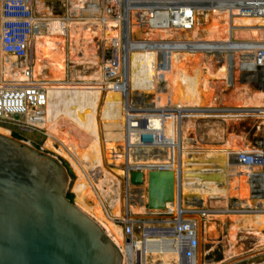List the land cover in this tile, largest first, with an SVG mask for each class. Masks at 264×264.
<instances>
[{"label": "bare ground", "instance_id": "6f19581e", "mask_svg": "<svg viewBox=\"0 0 264 264\" xmlns=\"http://www.w3.org/2000/svg\"><path fill=\"white\" fill-rule=\"evenodd\" d=\"M43 1L35 2L44 14L38 16L37 25L41 28L35 30L32 38L33 78L47 90L44 146L73 167L76 177L70 185L76 205L120 247L125 264L129 263V252L123 219L128 214L135 220L148 217L144 219L150 222L160 210L147 208L146 184L138 188L125 185L123 167L168 161L172 147H166L165 153H155L152 147L138 145L137 131L127 136L129 109L122 93L105 76L107 59L102 63L100 41L118 50L123 44L127 47L124 87L133 105L144 99L147 107L166 110L170 106L178 113L176 118L164 120L163 130L166 138L173 139L175 167H180L181 174L171 203L184 209L196 208L191 201L199 200L203 205L223 206L206 209L202 242L211 233L219 234L214 222L217 218L231 245V254L238 251L235 246L241 234L256 237L258 246L264 249V211L228 207L231 197H236L238 204H252L249 172L233 163L234 153L250 141L234 133L218 146L206 145L196 131L200 118L224 117L230 123L243 117L245 113L240 112L264 106V89L251 87L257 81V72L242 75L237 53L233 54V63L226 52L210 53L216 43L231 36L239 41L262 40L264 29L260 26L264 19H231L225 11L205 6V0H194V26L183 31L158 27L151 0H124L116 4V16L107 14L99 0H71L69 15H53ZM170 39H175V46L164 42ZM0 61L7 78L18 84L28 80L24 73L27 65H19L17 57L0 51ZM72 68L75 72L71 74ZM178 123L179 136L175 133ZM10 130L0 125V132L9 135ZM254 132L249 133L252 139L256 137ZM226 223L228 230L224 232ZM143 249L144 243L138 241L137 251ZM144 258L170 262L177 260L178 255L154 251L150 258L144 253Z\"/></svg>", "mask_w": 264, "mask_h": 264}, {"label": "built area", "instance_id": "2783aa9c", "mask_svg": "<svg viewBox=\"0 0 264 264\" xmlns=\"http://www.w3.org/2000/svg\"><path fill=\"white\" fill-rule=\"evenodd\" d=\"M124 0H99L101 8L107 14L114 15L116 4ZM154 4L155 24L160 28H176L183 31L194 26L193 14L196 10L194 0H151ZM205 6L225 11L229 18H263L264 0H205ZM35 0H1L0 2V51L5 55L18 58L19 65H27L24 70L28 77L25 83L6 77L4 66L0 61V123L12 124L22 131L45 132L44 123L46 116L47 90L33 78V34L38 28L37 17L34 11ZM104 12V13H105ZM264 29V25L260 26ZM175 39L165 40L170 46H175ZM136 42V41H135ZM183 43V42H182ZM216 49L210 53L219 54L226 52L233 63V54L239 56L238 69L242 75L257 72L262 79L261 87L264 89V38L262 40H235L233 36L227 41L215 44ZM172 50V49H171ZM209 52V51H208ZM128 49L123 44L121 50L113 47L106 56L104 65L105 76L113 81L116 91L124 97V105L128 107L126 118L127 136L133 131L138 132V145L152 147L155 153H165L166 147H172L168 161L149 163L147 166L127 167L125 180H130L132 171L147 173L150 169L173 170L179 182L180 167H175L173 139L164 136V120L169 117L176 118L175 108L166 106V110L147 107L144 99L132 104L127 96L125 80L128 69L126 67ZM221 64V61H219ZM231 67V71L233 70ZM14 72V68H10ZM121 87V88H120ZM243 119L255 120L252 130H262L261 136L254 137L249 145L234 153V162L243 170L249 172L251 189L250 202L252 204H238L239 200L232 202V209L240 211H264V106L253 107L250 112L244 111ZM148 115V117L146 116ZM152 116V117H150ZM153 119V120H152ZM174 133V132H173ZM175 133H181L180 125ZM46 134V132H45ZM139 151V150H138ZM131 198V196H130ZM167 202L166 207L157 212L156 217L147 222V219L135 220L128 214L123 219L124 234L129 252L128 264H196L197 251L200 244L197 220L186 217L187 214L200 213L206 217V208L196 207L184 209L180 204ZM171 203V204H169ZM127 209V208H126ZM128 210V209H127ZM152 224V225H149ZM141 232L140 237L135 236V231ZM158 239L149 241L148 239ZM142 241L144 249L137 251V243ZM135 251V252H134ZM167 252L178 255L177 260L164 262L146 260L144 253Z\"/></svg>", "mask_w": 264, "mask_h": 264}, {"label": "water", "instance_id": "95a60500", "mask_svg": "<svg viewBox=\"0 0 264 264\" xmlns=\"http://www.w3.org/2000/svg\"><path fill=\"white\" fill-rule=\"evenodd\" d=\"M176 181L173 170L150 169L132 171L125 185L146 184L147 208L161 210L174 200ZM70 184L58 156L0 132V264H125L105 229L67 196ZM186 217L197 220L201 264L205 217Z\"/></svg>", "mask_w": 264, "mask_h": 264}, {"label": "rangeland", "instance_id": "374dc122", "mask_svg": "<svg viewBox=\"0 0 264 264\" xmlns=\"http://www.w3.org/2000/svg\"><path fill=\"white\" fill-rule=\"evenodd\" d=\"M0 2H1V0H0ZM35 2H36V0H35ZM43 2L45 3L46 7H48L51 10V13L53 15H69V10L72 7L71 6V0H44ZM114 9H115L114 15L116 16L117 5L114 7ZM34 11H35V15L37 18H38V16H41L42 14H44L43 12L38 10L35 7V5H34ZM39 28H41V26H38V29ZM100 43H101V45H100ZM112 49H113L112 46H105L104 43H102V41L99 42V52L98 53H99V56L102 58V63H103L104 58H106V56H108V54L112 51ZM70 71L72 74L73 72H75V69L72 68V70H70ZM238 71H239V69H238ZM261 83H262V79L258 77L257 81L251 83V87H253V85H254L255 86L254 88L262 89ZM217 98H219V97L217 96ZM220 105H221V103H220ZM249 121L251 122L250 124H249ZM256 122H257L256 120H252V119L243 122V119L240 117L238 119H236V118L232 119V121L230 120V123L224 117H221V118L220 117H218V118L217 117L200 118L197 122V130H196L197 131V137L201 141V143H205L206 145L218 146L221 142L228 139V137L231 134L235 133V134L243 136L247 142H249V141L251 142L252 138L250 137L249 133L252 131V128ZM0 125L7 127L9 130L11 129L9 135H11L15 138H18L20 140L26 141V142L30 143L31 145H33L37 148H40L47 153L56 155L55 152H53L52 150H50L44 146V142L47 138V135L45 134L44 131L43 132H40V131H22V130L18 129L17 126L12 125V124L0 123ZM215 128H216L217 132L213 133V129H215ZM221 131H222V133H221ZM261 131L262 130H256L254 133L256 134V136L257 135L261 136ZM219 132H220V134H219ZM56 156H58L64 162V164L68 167L69 172H70V176L72 179L71 181L73 182V180L76 177L75 173L73 171V167L69 164V162L64 157H62L60 155H56ZM233 163H235L234 160H233ZM111 166L113 167L114 165H111ZM131 186H133V185H131ZM144 187L146 188V185H144ZM69 192H71L74 195L73 198L75 199L76 195L72 191L71 185H70ZM236 200H237L236 197H231L230 202L228 204V207L232 209L233 208L232 202L236 201ZM191 203H192V205H195L196 207H201V208L203 207L206 209H209V208L215 209V208H219L218 206H221V205H218V206L213 205L210 203L207 205H203V202H199V201H191ZM221 207H223V206H221ZM214 222L216 223V225L218 227L217 231H219V234L216 236L214 234L211 235L212 234L211 233L208 235V239H207L208 241L204 240V242H202L203 262H207L210 264H257V263L260 264V263L264 262V249H262L261 246L260 247L258 246L259 244H258L256 237L251 236V235L241 234L239 237L240 241L238 242V245L235 246V249H237L238 251L236 253L231 254L229 251L231 249V245H230L229 241L227 239H225L226 235L223 234V229L220 226L219 219L216 218L214 220ZM135 235H136V237L139 238L141 235V232L136 229ZM241 249H243V250H241ZM240 253L243 255H241Z\"/></svg>", "mask_w": 264, "mask_h": 264}, {"label": "trees", "instance_id": "16d2710c", "mask_svg": "<svg viewBox=\"0 0 264 264\" xmlns=\"http://www.w3.org/2000/svg\"><path fill=\"white\" fill-rule=\"evenodd\" d=\"M67 196L70 198V199H73L74 195L71 193V192H68Z\"/></svg>", "mask_w": 264, "mask_h": 264}]
</instances>
